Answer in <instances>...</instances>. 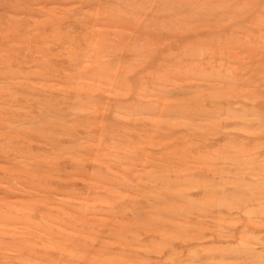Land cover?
I'll return each instance as SVG.
<instances>
[{"label":"rangeland","instance_id":"1","mask_svg":"<svg viewBox=\"0 0 264 264\" xmlns=\"http://www.w3.org/2000/svg\"><path fill=\"white\" fill-rule=\"evenodd\" d=\"M0 264H264V0H0Z\"/></svg>","mask_w":264,"mask_h":264}]
</instances>
